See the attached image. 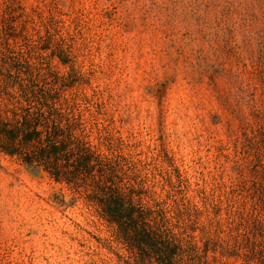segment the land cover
<instances>
[{"label": "rangeland", "instance_id": "374dc122", "mask_svg": "<svg viewBox=\"0 0 264 264\" xmlns=\"http://www.w3.org/2000/svg\"><path fill=\"white\" fill-rule=\"evenodd\" d=\"M12 59L129 160L181 264H264V0H0ZM137 262L83 195L0 154V264Z\"/></svg>", "mask_w": 264, "mask_h": 264}, {"label": "trees", "instance_id": "16d2710c", "mask_svg": "<svg viewBox=\"0 0 264 264\" xmlns=\"http://www.w3.org/2000/svg\"><path fill=\"white\" fill-rule=\"evenodd\" d=\"M11 64L12 70L0 68V154L83 195L116 227L138 264H181L183 240L169 227L162 208H145L136 199L141 183L129 160L114 153L108 141L103 144L110 154L90 141L80 115H66L68 107L59 102L57 89L31 80L41 71L35 73L18 59Z\"/></svg>", "mask_w": 264, "mask_h": 264}]
</instances>
